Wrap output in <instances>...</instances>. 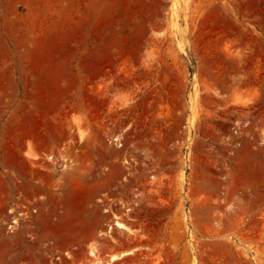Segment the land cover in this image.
I'll list each match as a JSON object with an SVG mask.
<instances>
[{"label":"rangeland","instance_id":"1","mask_svg":"<svg viewBox=\"0 0 264 264\" xmlns=\"http://www.w3.org/2000/svg\"><path fill=\"white\" fill-rule=\"evenodd\" d=\"M96 263L264 264V0H0V264Z\"/></svg>","mask_w":264,"mask_h":264},{"label":"bare ground","instance_id":"2","mask_svg":"<svg viewBox=\"0 0 264 264\" xmlns=\"http://www.w3.org/2000/svg\"><path fill=\"white\" fill-rule=\"evenodd\" d=\"M32 158H35L36 159V157H32ZM115 227L116 228H119L121 230L131 231L130 228L126 224L120 222L118 220V218H115V220L113 221V223L111 225H109L110 230H113ZM97 253H98L97 249H92L90 251V254L92 256H94V257H97ZM126 254H131V252L130 253H126ZM126 254H122V255L114 254V255L111 256L110 262L115 261V260H118L119 258H121L122 256H124ZM96 264H99V263H96Z\"/></svg>","mask_w":264,"mask_h":264}]
</instances>
